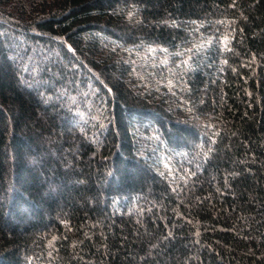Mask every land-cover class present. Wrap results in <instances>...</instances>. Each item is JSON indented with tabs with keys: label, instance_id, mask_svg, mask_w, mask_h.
Masks as SVG:
<instances>
[{
	"label": "trees",
	"instance_id": "trees-1",
	"mask_svg": "<svg viewBox=\"0 0 264 264\" xmlns=\"http://www.w3.org/2000/svg\"><path fill=\"white\" fill-rule=\"evenodd\" d=\"M0 264H264V0H0Z\"/></svg>",
	"mask_w": 264,
	"mask_h": 264
}]
</instances>
